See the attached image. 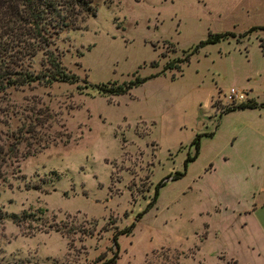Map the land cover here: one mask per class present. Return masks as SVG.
<instances>
[{
	"label": "rangeland",
	"instance_id": "1",
	"mask_svg": "<svg viewBox=\"0 0 264 264\" xmlns=\"http://www.w3.org/2000/svg\"><path fill=\"white\" fill-rule=\"evenodd\" d=\"M94 1L50 44L74 82L0 93V264H264V105L223 111L264 101V0Z\"/></svg>",
	"mask_w": 264,
	"mask_h": 264
},
{
	"label": "trees",
	"instance_id": "2",
	"mask_svg": "<svg viewBox=\"0 0 264 264\" xmlns=\"http://www.w3.org/2000/svg\"><path fill=\"white\" fill-rule=\"evenodd\" d=\"M94 13V0H0V93H4L7 87H15L33 80L41 79L47 83L74 82L77 79L76 75L63 69L58 55L50 48V44L60 30L65 27L76 28L78 20L93 16ZM254 28L264 29V25L250 27L249 30ZM227 36H233V33L208 32L206 38L199 41L196 46L225 39ZM37 51L42 53V60L48 65H45L40 73L31 74L25 67L20 66V61L18 63L16 61L21 60V57L28 58ZM15 65L19 67L15 68ZM169 66L170 64L165 65V67ZM142 80L143 78H134L127 83L111 81L108 87L102 86L99 90L107 94H119ZM263 105L264 101L255 102L247 98L235 105L225 107L223 111ZM197 137L195 135L191 142L194 150L192 155L186 157L188 160L196 155ZM15 150V147L12 151L0 141V178L7 152L14 153ZM178 174L181 173H174L170 178H175ZM8 216L15 224L21 222L14 213ZM112 243L116 245L114 239Z\"/></svg>",
	"mask_w": 264,
	"mask_h": 264
},
{
	"label": "built area",
	"instance_id": "3",
	"mask_svg": "<svg viewBox=\"0 0 264 264\" xmlns=\"http://www.w3.org/2000/svg\"><path fill=\"white\" fill-rule=\"evenodd\" d=\"M245 91L236 87L230 86L225 93V107L235 105L239 102L246 100ZM224 107V108H225Z\"/></svg>",
	"mask_w": 264,
	"mask_h": 264
},
{
	"label": "crops",
	"instance_id": "4",
	"mask_svg": "<svg viewBox=\"0 0 264 264\" xmlns=\"http://www.w3.org/2000/svg\"><path fill=\"white\" fill-rule=\"evenodd\" d=\"M238 89H239V88H238ZM251 209H252V208H251ZM261 218L264 219V215H262ZM256 221L258 222V226H259L260 228H263V226L260 224V222H262V221H261L260 219H257ZM262 224H263V223H262Z\"/></svg>",
	"mask_w": 264,
	"mask_h": 264
}]
</instances>
